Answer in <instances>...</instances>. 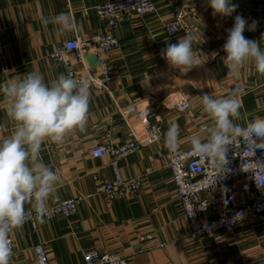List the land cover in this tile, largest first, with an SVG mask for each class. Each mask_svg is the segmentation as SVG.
Returning <instances> with one entry per match:
<instances>
[{"label":"crops","instance_id":"obj_1","mask_svg":"<svg viewBox=\"0 0 264 264\" xmlns=\"http://www.w3.org/2000/svg\"><path fill=\"white\" fill-rule=\"evenodd\" d=\"M107 1L0 0V83L32 71L43 74L45 83L65 74L51 54L61 50L67 40L105 31L95 7ZM248 1L232 0L237 9ZM153 2V13L129 14L115 31L120 46L109 55L113 89L90 92L86 131L74 130L62 143L42 145L43 162L60 178L57 196L48 201V206L82 197L77 215L38 220L36 226L25 223L15 229L11 264H36L33 249L38 244H45L51 264H86L84 254L89 252L126 256L131 264H264V216L240 224L231 235L188 238L189 224L168 166L173 155L190 150L192 136L207 137L212 119L203 110L204 93L222 98L242 87L245 92L241 112L264 117V73L249 62L239 75L233 76L224 65L227 29L234 26L235 16L243 14L235 11L230 16H214L207 0ZM179 11L185 13L187 28L171 37L162 26L172 22ZM60 13L73 18L76 30L61 33L57 26L43 23L44 18ZM243 17L252 23L250 17ZM253 31L246 29L244 36L259 41L264 49V33L257 35ZM186 32L201 37L203 34L193 43L196 58L203 64L182 73L168 65L161 50L169 43H177ZM69 59L76 72L99 73L93 46L85 51L82 63L74 56ZM181 93L188 96L191 105L184 113L173 109L170 100ZM7 106L0 94V139L13 130ZM145 110L157 113L156 123L163 131L172 123L180 126L178 149L170 152L161 140L119 161L123 176L139 178L142 185L134 196L109 201L97 193V186L114 178L113 159L108 155L97 158L94 153L106 145L126 144L132 129L140 132L139 115ZM250 192L251 186L244 184L226 188L220 193L222 207L247 204Z\"/></svg>","mask_w":264,"mask_h":264},{"label":"clouds","instance_id":"obj_2","mask_svg":"<svg viewBox=\"0 0 264 264\" xmlns=\"http://www.w3.org/2000/svg\"><path fill=\"white\" fill-rule=\"evenodd\" d=\"M207 4L214 16H230L238 7L232 0H207ZM43 23L57 26L61 33L77 28L66 13L44 18ZM256 24L255 20L249 24L242 15H237L234 26L227 29L224 65L233 76L239 75L249 62L264 73V49L259 41L244 36L245 30H254ZM201 38L203 34L201 37L186 32L177 43L167 44L161 56L170 67L187 73L203 64L193 51V43ZM151 79L149 76V82ZM244 92L242 87H237L227 97L201 95L203 110L211 117L212 124L205 139L194 135L189 146L195 156L210 163L217 177L229 171L228 153L238 139L248 141L253 152L264 149V117L241 112ZM0 94L7 100L6 114L13 122L11 134L0 139V264H11L13 249L9 234L25 223L28 216L25 205H30L35 218L43 222L48 201L57 196L60 178L43 162L42 145L62 143L74 130L86 131L91 93L87 80H78L70 73H61L45 83L43 74L32 71L0 83ZM240 120L244 123L236 122ZM160 135L168 150L176 152L180 126L172 123Z\"/></svg>","mask_w":264,"mask_h":264},{"label":"built area","instance_id":"obj_3","mask_svg":"<svg viewBox=\"0 0 264 264\" xmlns=\"http://www.w3.org/2000/svg\"><path fill=\"white\" fill-rule=\"evenodd\" d=\"M68 1V0H66ZM99 19L105 24L106 30L92 37L77 36L64 42L61 50L51 54L50 58L61 66L65 74H71L78 80H87L89 89L98 92H110L113 89L114 77L109 65V55L120 46L115 35L120 22L129 14L147 16L155 11L153 0H108L95 7ZM187 26L185 13L179 11L174 20L164 24L162 30L171 37L185 32ZM96 49L98 74L76 72L71 67L70 56L82 63L84 53L91 47ZM172 108L184 113L190 108L187 95L181 93L175 99L170 98ZM158 115L145 110L139 115L140 132L132 129L130 140L121 146L106 145L98 148L94 155H108L113 159L114 178L110 182H101L97 193L104 195L109 201L137 194L142 182L139 178L126 179L118 165L119 161L135 154L140 149L162 140V128L156 123ZM229 171L217 177L210 163L195 156L190 150L173 155L169 161L173 182L182 206L184 216L189 224L188 238L200 240L217 235H231L237 226L252 222L264 216V149L254 152L248 141L238 139L228 153ZM234 184L251 186L249 202L237 207H222L220 193ZM82 197H71L48 206L45 220L63 216L71 218L77 215ZM25 223L36 226V213L27 209ZM24 223V224H25ZM14 231L9 239L15 252ZM36 264H51L49 252L45 244L34 247ZM86 264H131L126 256L111 253L89 252L84 254Z\"/></svg>","mask_w":264,"mask_h":264},{"label":"rangeland","instance_id":"obj_4","mask_svg":"<svg viewBox=\"0 0 264 264\" xmlns=\"http://www.w3.org/2000/svg\"><path fill=\"white\" fill-rule=\"evenodd\" d=\"M236 11H241L245 17H250L251 20L257 21L256 27L252 34L260 35L264 33V5L261 0H249L242 8Z\"/></svg>","mask_w":264,"mask_h":264}]
</instances>
